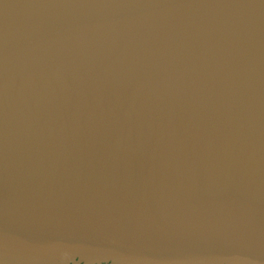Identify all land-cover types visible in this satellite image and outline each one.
<instances>
[{
    "label": "water",
    "instance_id": "obj_1",
    "mask_svg": "<svg viewBox=\"0 0 264 264\" xmlns=\"http://www.w3.org/2000/svg\"><path fill=\"white\" fill-rule=\"evenodd\" d=\"M0 264H264V0H0Z\"/></svg>",
    "mask_w": 264,
    "mask_h": 264
}]
</instances>
